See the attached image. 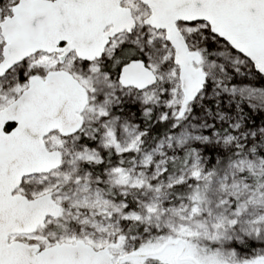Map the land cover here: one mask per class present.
<instances>
[{"label": "snow or ice", "instance_id": "6c2138e0", "mask_svg": "<svg viewBox=\"0 0 264 264\" xmlns=\"http://www.w3.org/2000/svg\"><path fill=\"white\" fill-rule=\"evenodd\" d=\"M0 264H264V0H0Z\"/></svg>", "mask_w": 264, "mask_h": 264}]
</instances>
